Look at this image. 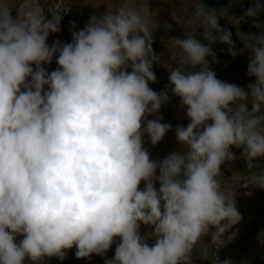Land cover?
<instances>
[{"label": "clouds", "instance_id": "1", "mask_svg": "<svg viewBox=\"0 0 264 264\" xmlns=\"http://www.w3.org/2000/svg\"><path fill=\"white\" fill-rule=\"evenodd\" d=\"M193 8L199 38L172 39L190 70L168 71L156 92L150 12L121 6L49 46L60 11L49 19L0 0V264L62 262L73 248L77 260L104 264H192L202 237L219 243L241 222L219 177L232 149L248 168L264 160V3L243 13L258 30L246 34L247 90L211 69L215 44L237 54L220 12L202 0ZM169 94L189 123L174 130L181 151L152 160L144 138L156 146L173 130L158 115ZM251 186L264 190V171ZM257 239L264 247V232Z\"/></svg>", "mask_w": 264, "mask_h": 264}, {"label": "rangeland", "instance_id": "2", "mask_svg": "<svg viewBox=\"0 0 264 264\" xmlns=\"http://www.w3.org/2000/svg\"><path fill=\"white\" fill-rule=\"evenodd\" d=\"M58 0H8L14 10L23 12L26 7H32L44 12L47 18H51L48 11L54 9ZM61 8L70 11L72 25L67 26L61 21L60 31L50 34L47 43L49 46L53 41L71 43L72 32L82 30L93 16H99L105 12H115L119 7L135 8L142 13H151L152 23L150 29L153 33V51L160 57L158 64L153 65V72L156 75V82L149 84V87L156 92L165 89L169 81V72L173 68H180L189 71L190 67L183 59V54L176 47L173 38L184 39L185 34L199 38L202 30L196 23L189 24L194 8L193 0H59ZM58 1V2H59ZM251 0H228L226 6L220 12L224 29L232 34V41L237 49L235 56L229 55L228 48L224 44H215L213 52L217 57V63L211 65L217 79L222 82L236 84L247 90V85L254 82V78L246 74L250 53L247 48L248 35L258 33L252 21L245 20L244 16L238 17L234 14L235 5H241ZM203 2V0H202ZM15 16V11H13ZM256 23L264 24V15L261 14ZM46 71L51 72L58 66L55 59L50 65L43 66ZM35 70V69H34ZM250 108V105H249ZM184 109L180 99L169 94V101L162 105L159 116H162V123L172 126L165 138L156 146L151 145L145 136V148L148 150L150 159L161 160L172 152H180L174 130L177 126L186 127L189 121L185 118ZM155 117H148L154 119ZM237 159L221 168L219 177L222 190L229 196L235 195L238 211L241 214V222L234 226L230 232L225 233V240L222 244V255L230 259L232 264H264V247L258 243V233L264 232V190L251 186L254 177L264 171V160H258L252 168H248L246 161L240 156V150L232 149ZM158 187V185H157ZM140 188H143L141 183ZM149 229L141 226V234ZM208 236L201 238V241L193 249L191 255L192 264H213L212 247ZM116 243H119L117 239ZM116 243L105 254L106 258L114 257ZM152 243V241H149ZM75 248L69 250L67 258L59 261L56 258L50 259L47 264H104V259L99 256H91L87 260L75 258Z\"/></svg>", "mask_w": 264, "mask_h": 264}, {"label": "built area", "instance_id": "3", "mask_svg": "<svg viewBox=\"0 0 264 264\" xmlns=\"http://www.w3.org/2000/svg\"><path fill=\"white\" fill-rule=\"evenodd\" d=\"M59 1V0H58ZM56 2L54 4V10L60 11V15L62 16V21L64 22L65 25L67 26H71L72 25V19H71V15H70V11L67 9H63L61 7V1ZM65 1V0H64ZM225 240V236L222 237L221 241L219 243H214L213 241H209L211 247H212V254H213V264H216V259L217 257L223 261L226 258L222 255V251H221V247L222 244Z\"/></svg>", "mask_w": 264, "mask_h": 264}, {"label": "trees", "instance_id": "4", "mask_svg": "<svg viewBox=\"0 0 264 264\" xmlns=\"http://www.w3.org/2000/svg\"><path fill=\"white\" fill-rule=\"evenodd\" d=\"M228 0H203V4L207 9H218L221 11L224 6H226ZM251 1L245 2L241 5H235L233 8L234 14L238 17H242L244 11L249 7ZM261 3H264V0H260ZM264 15V13H262ZM221 29H224L223 23L219 24Z\"/></svg>", "mask_w": 264, "mask_h": 264}, {"label": "crops", "instance_id": "5", "mask_svg": "<svg viewBox=\"0 0 264 264\" xmlns=\"http://www.w3.org/2000/svg\"><path fill=\"white\" fill-rule=\"evenodd\" d=\"M62 21V20H61ZM34 67V66H33Z\"/></svg>", "mask_w": 264, "mask_h": 264}]
</instances>
